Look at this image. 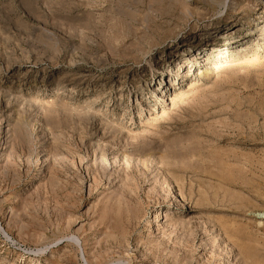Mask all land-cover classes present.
Listing matches in <instances>:
<instances>
[{
	"label": "rangeland",
	"instance_id": "obj_1",
	"mask_svg": "<svg viewBox=\"0 0 264 264\" xmlns=\"http://www.w3.org/2000/svg\"><path fill=\"white\" fill-rule=\"evenodd\" d=\"M259 216L264 0H0V264H264Z\"/></svg>",
	"mask_w": 264,
	"mask_h": 264
},
{
	"label": "bare ground",
	"instance_id": "obj_2",
	"mask_svg": "<svg viewBox=\"0 0 264 264\" xmlns=\"http://www.w3.org/2000/svg\"><path fill=\"white\" fill-rule=\"evenodd\" d=\"M245 133H246V132H245ZM233 156H234V155H233ZM255 161H256V160H255ZM227 162H228V161H227ZM221 169H222V168H221ZM259 217H261V216H259ZM262 217H263V216H262ZM262 217H261V219H264V218H262Z\"/></svg>",
	"mask_w": 264,
	"mask_h": 264
}]
</instances>
